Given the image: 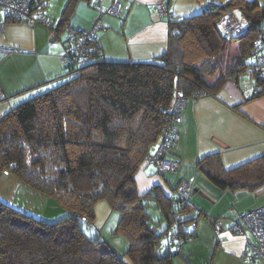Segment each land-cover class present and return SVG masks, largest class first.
I'll return each mask as SVG.
<instances>
[{
	"label": "trees",
	"instance_id": "obj_1",
	"mask_svg": "<svg viewBox=\"0 0 264 264\" xmlns=\"http://www.w3.org/2000/svg\"><path fill=\"white\" fill-rule=\"evenodd\" d=\"M79 1L89 0L65 1L50 27L53 39L74 30L69 20ZM228 11L239 14L242 34L223 35L220 22ZM263 22L264 1L228 0L189 16L169 13L166 48L151 60L105 59L96 37L88 58L65 53L66 71L56 86L0 116V175L12 174L34 194L53 197L66 215L47 222L0 199V264H174L183 243L195 237L191 194L169 197L160 185L140 194L135 175L173 117H180L181 110H172L176 93L186 101L215 95L226 81L237 85L245 72L254 83L248 98L264 96V73L255 69L261 64L264 70L257 62L264 56ZM62 42L64 50L69 40ZM248 169L258 181H236L228 173ZM224 172L207 177L222 189L264 185L260 157ZM151 199L165 218L159 229L147 209ZM99 200L119 215L113 234L128 240L121 255L93 224ZM169 231L173 240L163 238Z\"/></svg>",
	"mask_w": 264,
	"mask_h": 264
},
{
	"label": "crops",
	"instance_id": "obj_2",
	"mask_svg": "<svg viewBox=\"0 0 264 264\" xmlns=\"http://www.w3.org/2000/svg\"><path fill=\"white\" fill-rule=\"evenodd\" d=\"M65 1L59 0V6ZM226 1L121 0L119 17L100 16L94 6L108 7L111 0H96L95 4L92 0L79 1L73 9L69 27L87 30L98 20L105 30L95 33L96 43L105 59L146 61L159 56L166 48L168 15L157 13L158 3L165 4L169 13L175 16H189L209 4L222 5ZM45 10L35 12V16L56 14L53 8L51 12ZM66 33L64 38L55 40L50 27L40 22L6 20L5 29L0 33V47L12 50L0 52V89L6 94L5 100L13 98L10 100L14 103L34 90L40 93L57 83L61 74L59 64L63 65L62 41ZM245 74H241L237 85L226 81L217 94L186 101L176 127L177 138L170 148L171 155H168L178 161L176 171L160 174L156 165L147 161L135 175L140 194L153 185H160L170 197L180 182H188L193 189L189 197V214L196 218L193 224L195 237L183 243L181 255L175 256L174 264H264V261L247 259L246 236L231 229L236 215L264 205V185L254 190L222 189L207 177L210 172L224 176V171L236 169L258 157L264 162V96L248 98L254 83L251 75L247 73L248 77L244 78ZM249 170L228 173H232L236 181H258L259 178L251 176ZM108 220L104 221L103 227L94 226L121 255L127 249L128 240L123 235L113 234L118 220ZM215 220L221 222L222 228L218 232L213 230Z\"/></svg>",
	"mask_w": 264,
	"mask_h": 264
},
{
	"label": "built area",
	"instance_id": "obj_3",
	"mask_svg": "<svg viewBox=\"0 0 264 264\" xmlns=\"http://www.w3.org/2000/svg\"><path fill=\"white\" fill-rule=\"evenodd\" d=\"M95 4L96 0H92ZM47 3V0H0V33L5 29L6 20H15L19 22L35 23L40 22L47 27L54 26L53 21L44 16H35V12L41 10ZM96 6L99 15L110 14L118 16L121 13V0H111L108 7ZM156 11L160 15H169V11L165 4L158 3ZM220 29L224 36H237L243 33V25L231 12H227L220 22ZM105 28L100 25L98 20L94 25L87 30H73L67 31L66 38L69 40V45L65 47L64 53L61 56L62 62L67 60L65 53H70L75 56L77 60L86 59L90 55L89 42L95 37L98 31H104ZM75 32H78L77 34ZM77 35V37H75ZM11 48H1L0 52H11ZM258 63L264 62V56L259 57ZM255 69L261 74L264 73L261 64H258ZM6 99V94L0 89V101ZM186 99L181 92L176 93L172 104V110H182L185 107ZM178 116H174L168 129L164 131L160 139L158 147L152 155L146 157V161L152 162L156 165L158 173H166L176 171L179 164L174 158L167 157L168 145L174 140L175 134H172L173 123H178ZM177 138V136H176ZM174 195H178L183 199H187L191 194L192 187L188 182H180L174 188ZM213 228L216 232L221 230V222L215 220ZM231 229L234 233L246 236V247L249 249L248 260H262L264 261V205L238 214L232 220ZM164 239L173 240L175 234L170 232L163 237Z\"/></svg>",
	"mask_w": 264,
	"mask_h": 264
},
{
	"label": "rangeland",
	"instance_id": "obj_4",
	"mask_svg": "<svg viewBox=\"0 0 264 264\" xmlns=\"http://www.w3.org/2000/svg\"><path fill=\"white\" fill-rule=\"evenodd\" d=\"M63 7H64V4L62 6H59V0H47L46 5L41 9V12L44 11L45 9H46L45 11L51 12L53 8L54 12H56L55 15L46 14L47 16L45 15L43 16L47 19L52 20L54 25H56L58 22L57 18L58 16H60L59 12L61 13ZM230 12H232V14L236 16L237 19L240 18L238 16L239 14H237L236 12L234 11H230ZM119 16H115V17H119ZM60 36H61L60 37L61 39L64 38L65 31L61 33ZM33 65H35L34 62H33ZM59 65L61 69H58V70L61 73L62 71H66L65 68H62L61 64ZM69 75L72 76V73H70ZM246 76L247 74H245L244 78ZM61 77L62 76H58V78L56 79L58 83L62 80L64 76L62 78ZM53 86L54 85H51L52 88ZM45 90L46 89H43L42 92H44ZM37 94L39 93H36V90H34L28 95L17 98L14 101V103L10 100L13 98H8L7 100L5 99L1 100L0 101V113H1L0 116L4 114L5 112H7L10 108L20 104L21 102ZM9 104H12L11 105L12 107H7V105ZM155 148L156 147L154 145L151 148L150 152L154 151ZM0 199L3 202L17 209L25 211L26 213L32 215L34 218L42 219L47 222L56 221L59 218H62L66 215V210L58 203L56 199H54L53 197H46V196H40V195L34 194L30 189H28L24 185L19 184L17 178L13 176L12 174L0 175ZM147 206H148L147 209L150 212L153 222L155 224H158L157 229L162 228L165 223V218L163 217V214L161 213L160 208L156 206L153 199L149 201V205ZM94 211H95V217L93 219V224H96L100 227H103L104 221L108 218L109 220L111 219L118 220V217H116L118 213L111 209L109 203L106 200H99L95 204ZM190 226L193 227L192 224Z\"/></svg>",
	"mask_w": 264,
	"mask_h": 264
},
{
	"label": "clouds",
	"instance_id": "obj_5",
	"mask_svg": "<svg viewBox=\"0 0 264 264\" xmlns=\"http://www.w3.org/2000/svg\"><path fill=\"white\" fill-rule=\"evenodd\" d=\"M228 12H230V11H228ZM241 21V20H240Z\"/></svg>",
	"mask_w": 264,
	"mask_h": 264
}]
</instances>
